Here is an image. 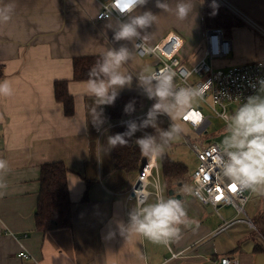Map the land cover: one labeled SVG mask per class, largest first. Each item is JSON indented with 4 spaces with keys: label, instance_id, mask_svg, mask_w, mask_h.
Here are the masks:
<instances>
[{
    "label": "crops",
    "instance_id": "1",
    "mask_svg": "<svg viewBox=\"0 0 264 264\" xmlns=\"http://www.w3.org/2000/svg\"><path fill=\"white\" fill-rule=\"evenodd\" d=\"M218 1L215 14L222 19L220 27L232 41V52L215 60V65L227 67L264 59V36L254 27L258 24L264 29V0ZM8 2L14 3L15 10L8 23L0 24V63L5 70L1 80L10 81L14 92L0 97V158L9 165L7 187L0 190V264H220L223 256L239 264H264V250L255 251V243L261 240L253 238L249 230L257 228L256 223L247 213L248 217L239 219H251L253 225L239 221L226 227V222L234 218L225 219L223 214V223L215 228L182 225L181 238L168 247L135 233L119 234L117 223L127 224L129 212L137 207L129 197L135 171L115 168L107 138L114 127L126 125L124 120L139 121L154 103H148L147 98L145 101L136 80L151 60L138 57L133 49V58L120 69L134 77L132 86L120 93H140L141 106L118 120L109 118L108 105L100 106L104 123L97 130L93 125L96 99L87 94V80L73 79V61L78 56L104 55L109 48L125 43L114 42L113 32L106 27L117 19H96L99 0H5ZM168 2L175 9L177 0ZM191 2L195 9L183 21L174 11L158 9L155 0H148L147 5L132 13L151 10L158 15L156 24L148 29L149 43L160 41L169 32L180 34L184 40L181 55L189 65L203 56L206 33L217 27L210 7L213 2ZM60 79H69V91L75 99L73 115H66L62 102L56 99L55 81ZM258 93L264 94V90ZM159 128L157 125L138 131L135 139L149 133L159 141ZM221 132L224 134L218 131L213 136L219 137ZM57 160L70 169L73 222L69 227L44 233L35 226L40 166ZM87 179L94 180L88 200L81 201ZM174 189L183 193L184 187ZM154 200L152 195L148 203ZM190 200L201 203L195 196ZM111 232L115 235L110 236ZM22 251L31 257L19 256Z\"/></svg>",
    "mask_w": 264,
    "mask_h": 264
},
{
    "label": "clouds",
    "instance_id": "2",
    "mask_svg": "<svg viewBox=\"0 0 264 264\" xmlns=\"http://www.w3.org/2000/svg\"><path fill=\"white\" fill-rule=\"evenodd\" d=\"M148 0H111L109 12L102 15L111 20V11L120 13L115 23L109 22L106 27L113 32L114 42L124 41L119 47H111L102 59L88 73L86 81L87 94L96 99L97 108L93 109V125L97 130L104 123L103 109L100 106L113 105L117 97L125 88H131L133 76L121 72V67L133 58V49L141 47L138 43L148 39V29L156 24L158 15L151 10L140 11L133 15L137 9L147 5ZM155 6L163 12L174 11L180 21L187 19L195 9L191 0H177L175 9L170 7L168 0H155ZM213 15L218 5L213 0L210 5ZM15 10L13 2L5 3L0 0V24H6L12 19ZM176 73L171 68H164L159 72L145 68L136 77L137 87L147 99L154 103L139 121L126 122V131L108 136L111 148L127 145L135 133L149 127L157 126L159 117L169 116L173 121L184 117L198 123L200 116L192 111L193 102L203 97L204 91L210 83L202 88L180 87L174 82ZM260 90H264V79L259 81ZM255 87V85H253ZM10 81L0 80V97L13 95ZM99 108V111H98ZM135 111V101H129L124 108L126 114ZM220 119L226 122L227 135L222 140V147L213 148V160L223 177L227 178L235 190H248L252 193L264 195V95L256 94L247 98L233 114L228 112L218 113ZM97 121L99 123L97 124ZM184 131L181 123L173 122L166 130L159 133V142L153 134L145 133L136 138V144L146 156L153 158L163 155L165 147ZM9 171L8 161L0 158V190L7 187L5 176ZM207 181V176L204 178ZM155 200L148 203L153 195L147 190H135L134 195L138 207L129 212L127 224L117 223L121 236L135 233L143 236L153 244L165 247L181 238V226L196 224L195 220L188 217L187 210L182 200L175 196L165 198L159 183L155 186ZM203 183L199 187L186 186L185 193L203 199ZM209 190V194L211 195ZM114 236L115 232L109 233Z\"/></svg>",
    "mask_w": 264,
    "mask_h": 264
},
{
    "label": "built area",
    "instance_id": "3",
    "mask_svg": "<svg viewBox=\"0 0 264 264\" xmlns=\"http://www.w3.org/2000/svg\"><path fill=\"white\" fill-rule=\"evenodd\" d=\"M111 0H99V10L96 15L97 20H105L102 17L109 12ZM111 18H120V13L116 10L111 11ZM255 29L264 36V29L258 24H254ZM141 47L135 48L136 55L140 58H149L151 62L146 68H154L151 71L159 72L168 67L175 73L176 87L202 88L210 83L209 87L203 93V105L192 107V111L199 114L200 120L194 123L192 119L186 118L189 113L181 117L182 121L187 122L193 130L201 137L208 135L209 127L213 124L212 117H219L218 113H234V109L245 103L247 98L257 94L260 91L259 81L264 79V59L250 61L244 64H234L226 68L216 67L214 61L227 57L232 52V41L225 36L224 29L214 27L207 31L205 37V49L203 56L195 64L189 65L181 57V51L184 46L182 36L176 32H169L164 38L156 43H149L146 40L138 42ZM140 75V74H139ZM255 85V87H253ZM207 111H206V110ZM131 120V119H130ZM222 120V119H221ZM129 119L124 120V124ZM224 121V120H223ZM225 122V121H224ZM224 139V138H223ZM211 138L209 140H200L190 142L196 158L197 167L191 171L185 172V178L193 187H199L203 183V199L197 197L202 205L210 207L222 216L220 207L231 205L236 209L237 214L246 213V204L254 195L251 191L232 190L230 181L223 177L219 168L213 160V148L222 147V140ZM207 176V181L204 178ZM164 173L162 171L159 157L146 156L141 167L135 171V176L130 183L129 197L137 207L138 201L134 195L135 190H147L155 196L154 186L159 183L161 191L166 198L164 190ZM211 191V195L209 194ZM150 198V197H149ZM148 202V201H147ZM239 221L248 222L253 225L251 219L234 218L226 222V227L234 225ZM177 255V252H173ZM23 258H30L31 254L26 251L19 253ZM220 264H239V262L230 257L223 256Z\"/></svg>",
    "mask_w": 264,
    "mask_h": 264
},
{
    "label": "trees",
    "instance_id": "4",
    "mask_svg": "<svg viewBox=\"0 0 264 264\" xmlns=\"http://www.w3.org/2000/svg\"><path fill=\"white\" fill-rule=\"evenodd\" d=\"M213 2V0H206ZM218 4L219 1L215 0ZM220 4V3H219ZM218 4V5H219ZM212 16V15H211ZM208 19V18H207ZM218 25L222 19L217 14L213 16ZM103 55L78 56L74 58V80H88V73L102 59ZM5 76L3 64L0 63V80ZM56 99L62 102L66 115L75 113V99L69 91V79L55 81ZM135 101V110L141 106L140 93H120L113 105H108L110 119H123L130 114L124 112L125 105L129 101ZM126 131V125H118L111 130V135ZM136 134V133H135ZM214 134H208V138ZM115 168L127 173L137 171L143 161V153L136 144L135 135L127 145L113 148ZM159 162L164 173L168 188H174L171 181L177 185H183L182 177L188 167L185 163L172 159L167 153L159 156ZM70 169L62 160L48 161L40 166V188L38 192L37 207L35 211V226L38 231L69 227L73 222V200L69 190L68 173ZM94 179H87V188L81 201H87L88 190ZM256 223V221H254ZM257 224V223H256ZM263 234L264 230L262 229ZM264 242L255 243V251H263Z\"/></svg>",
    "mask_w": 264,
    "mask_h": 264
},
{
    "label": "rangeland",
    "instance_id": "5",
    "mask_svg": "<svg viewBox=\"0 0 264 264\" xmlns=\"http://www.w3.org/2000/svg\"><path fill=\"white\" fill-rule=\"evenodd\" d=\"M220 25H223L221 22L220 24L217 25V27H220ZM222 28V27H221ZM224 29V28H223ZM180 57L183 59V56L180 54ZM149 59V58H146ZM192 65V64H191ZM144 66V65H143ZM216 67H221V68H226V65L220 64L219 66L215 65ZM137 67L140 69V66L137 65ZM228 67V66H227ZM143 68V67H142ZM141 68V70H142ZM260 95H264L262 93H257ZM256 95V94H255ZM145 101H146V96H145ZM150 103V100L148 101ZM204 101L202 98H198L196 101L193 102L192 107H198L203 105ZM143 107H146V104L143 105ZM237 109V107L234 109V111ZM206 110V109H205ZM207 111V110H206ZM213 124L212 126L209 127L208 134H213L217 133L218 131H223L220 133L219 137H214L218 140L223 139L227 133L225 131L226 129V122L221 120L218 117H212ZM175 122V123H181L183 125L184 131L183 133L177 137L176 139L172 140L166 147H165V153H167L172 159L182 161L184 162L188 170L191 171L197 167V159L196 155L190 146V143L186 141V138L189 139V141L192 142H198L202 137H198L199 135L195 130H193L191 127L185 125L182 122L181 117L177 118L175 121H173L169 116L167 115H162L159 117L157 125L160 127V130H166L170 127V125ZM149 129V128H148ZM147 129V130H148ZM143 131V130H142ZM145 132V131H143ZM208 137V135H207ZM159 142V141H158ZM183 180V185L182 187L186 186H192L189 182H187V179L185 178V174L182 177ZM171 185L174 188L180 189L181 185H177V182L171 181ZM164 190L166 196H168L167 192L169 190L168 186L166 185L165 179H164ZM183 195H184V200L182 202L184 203V206L187 210L188 217H190L191 220H195L197 223L189 225L194 226V227H199L200 225H209V228H215L217 225L220 223H223L224 219L216 212L213 210H209L208 207L201 205V203L195 204L190 200L191 195L185 193L184 189ZM167 198V197H166ZM246 213L250 216V218L254 219L256 221V227L257 228H251L249 229L252 232V237L259 239L264 242V234L262 229L264 230V196L260 195L255 197L252 196L248 203L246 204ZM221 213L223 214L225 219H232V218H245L248 217L246 213H241L237 214L236 209L231 206V205H226L222 206L220 208ZM249 232V231H248ZM222 236L217 238V241H220Z\"/></svg>",
    "mask_w": 264,
    "mask_h": 264
},
{
    "label": "water",
    "instance_id": "6",
    "mask_svg": "<svg viewBox=\"0 0 264 264\" xmlns=\"http://www.w3.org/2000/svg\"><path fill=\"white\" fill-rule=\"evenodd\" d=\"M150 70L154 69V68H149ZM169 196H175L177 199H182L183 198V194L180 192H176V190L174 188H169L168 190V197Z\"/></svg>",
    "mask_w": 264,
    "mask_h": 264
},
{
    "label": "snow or ice",
    "instance_id": "7",
    "mask_svg": "<svg viewBox=\"0 0 264 264\" xmlns=\"http://www.w3.org/2000/svg\"><path fill=\"white\" fill-rule=\"evenodd\" d=\"M232 187V190L235 191V187L234 186H231Z\"/></svg>",
    "mask_w": 264,
    "mask_h": 264
}]
</instances>
